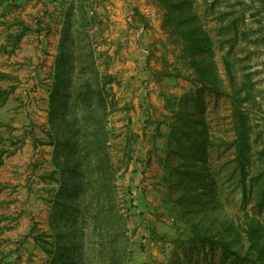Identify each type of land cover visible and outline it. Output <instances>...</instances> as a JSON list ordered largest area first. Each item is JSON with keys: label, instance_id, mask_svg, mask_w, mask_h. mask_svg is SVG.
I'll return each mask as SVG.
<instances>
[{"label": "rangeland", "instance_id": "rangeland-1", "mask_svg": "<svg viewBox=\"0 0 264 264\" xmlns=\"http://www.w3.org/2000/svg\"><path fill=\"white\" fill-rule=\"evenodd\" d=\"M48 1L34 18L0 25V45L6 46L0 48V150L8 151L0 164V264L62 263L44 249L56 242L51 200L58 189L50 176L54 148L44 142L66 28L70 38H89L101 53L102 70L116 78L119 102L109 120L112 208L96 203L85 219L79 217L83 239L74 264H234L220 242L198 245L189 221L220 229L226 245L248 254L238 264H264V238L255 237L252 246L247 232L250 220L264 230V0L186 2L211 38L219 92L188 66L187 43L164 25V0ZM81 6L83 14L75 10ZM11 88V94L2 92ZM179 103L188 111L186 121L169 110ZM240 117L250 137L246 183L231 145ZM197 119L205 143L196 140ZM176 136L181 150L198 148L200 175L206 184L214 181L218 196L185 216L177 213L180 192L204 194L202 186L182 181L183 163L190 162L175 151Z\"/></svg>", "mask_w": 264, "mask_h": 264}, {"label": "trees", "instance_id": "trees-1", "mask_svg": "<svg viewBox=\"0 0 264 264\" xmlns=\"http://www.w3.org/2000/svg\"><path fill=\"white\" fill-rule=\"evenodd\" d=\"M188 1L164 0L166 9L164 25L173 28V31L178 32L187 43L184 50L187 54V64L194 70L199 80L211 91L219 92L222 79L214 60L211 38L201 28L198 14L192 11L191 6L186 8ZM75 10L80 14L86 11L82 6ZM79 28L81 30L82 25ZM20 40L21 36H18L16 42ZM76 46L79 49L78 54L74 49ZM5 47L0 45V48ZM100 55L89 38L78 41L77 38H70L68 28L65 29L56 60L54 82L50 89L49 140L44 142L54 148L53 163L56 170L50 176L58 184V189L51 200L53 203L51 225L57 246L44 249L49 255L60 260L61 264L77 263L76 258L79 257L80 243L83 239L78 226L79 217L85 219L87 213L94 210L96 203L97 205L104 203L103 207L110 205L108 209L112 208L110 197L116 192L114 163L110 153L109 120L111 114L118 109L119 102L114 89L116 78L102 70V65L106 63H102ZM227 65L228 72L231 73L228 61ZM14 90L15 88H11L2 92L8 95ZM169 110L178 112L180 119L186 121L188 111H185L183 104L179 103L177 110L175 107ZM241 117L237 121V138L231 145L235 147L238 169L243 182L246 183L251 148L248 124ZM196 121L199 123L198 126ZM196 121L193 130L201 133L196 140L205 143L206 130L198 119ZM180 129L178 126V130ZM175 138L180 145L175 151L190 162L183 163L187 171L182 181L202 186L201 191L204 194L196 195L189 190L180 192L181 198L178 202L182 203V208L177 213L184 215L194 213L195 204L210 203L211 200L218 199V196L215 193L214 181L208 180L206 184L204 176L200 175L203 166L195 162L199 157L198 148L181 150L184 143L179 136ZM7 153L5 149L0 150V164ZM218 204L217 200L216 205ZM191 218L195 219V216ZM189 222L191 234L198 245L213 247L220 242L224 252L233 256L234 264L248 259V254L244 255L240 250L226 245L220 236L222 233L220 229L212 232L211 228L205 227L206 225L201 228L196 222ZM247 224L251 245L255 246L257 245L255 237L264 238V230H261L263 228L258 221L250 220ZM261 251L264 252V249ZM257 264L263 263L259 261Z\"/></svg>", "mask_w": 264, "mask_h": 264}, {"label": "crops", "instance_id": "crops-1", "mask_svg": "<svg viewBox=\"0 0 264 264\" xmlns=\"http://www.w3.org/2000/svg\"><path fill=\"white\" fill-rule=\"evenodd\" d=\"M45 5H49L48 0H1L0 25L8 20L13 22L16 18L26 19L30 16L34 18ZM25 37L26 35L23 39Z\"/></svg>", "mask_w": 264, "mask_h": 264}]
</instances>
